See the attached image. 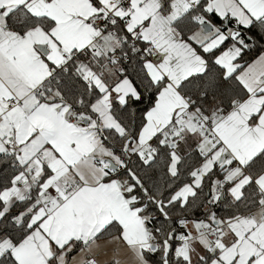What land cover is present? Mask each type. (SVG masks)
<instances>
[{
	"label": "snow or ice",
	"instance_id": "1",
	"mask_svg": "<svg viewBox=\"0 0 264 264\" xmlns=\"http://www.w3.org/2000/svg\"><path fill=\"white\" fill-rule=\"evenodd\" d=\"M0 264H264V0H0Z\"/></svg>",
	"mask_w": 264,
	"mask_h": 264
}]
</instances>
